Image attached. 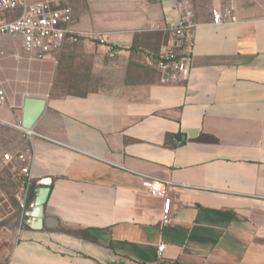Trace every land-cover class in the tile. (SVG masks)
Wrapping results in <instances>:
<instances>
[{"label":"crops","instance_id":"obj_1","mask_svg":"<svg viewBox=\"0 0 264 264\" xmlns=\"http://www.w3.org/2000/svg\"><path fill=\"white\" fill-rule=\"evenodd\" d=\"M55 2L115 52L67 43L31 60L23 101L47 106L35 134L19 129L33 185L18 226H3L12 238L0 264L155 263L160 243L168 264H264V0ZM231 5L236 21L214 23L213 10ZM186 11L194 56L182 78L166 80L157 58L175 39L150 27ZM46 179L36 230L30 211ZM155 179L172 197L170 225L160 223Z\"/></svg>","mask_w":264,"mask_h":264},{"label":"built area","instance_id":"obj_2","mask_svg":"<svg viewBox=\"0 0 264 264\" xmlns=\"http://www.w3.org/2000/svg\"><path fill=\"white\" fill-rule=\"evenodd\" d=\"M191 17L192 12L186 11L177 22L151 24L150 29L169 31L175 39V48L160 53L157 58V68L166 80H179L190 68L194 56L191 31L195 25ZM236 19L234 5L224 10H213V21L216 24L236 21ZM73 23L72 9L57 4L55 0H0V41L4 36L19 37L23 46L38 59L46 58L51 53L62 49L67 43L84 42L90 47L107 48L109 53L115 52L106 34L77 29ZM6 105L7 93L0 84V122H5L1 113ZM16 127L25 137L35 134L32 129H25L21 123ZM32 160L33 155L29 148L17 153L0 152V172L14 161L22 165L20 175L23 177V183L19 196L22 212H26L29 192L33 185ZM150 190L153 195L163 198L161 225H170L172 197L168 194L166 183L155 179L150 183ZM165 249L166 244L160 243L158 260L155 263L144 264H168L163 256Z\"/></svg>","mask_w":264,"mask_h":264},{"label":"rangeland","instance_id":"obj_3","mask_svg":"<svg viewBox=\"0 0 264 264\" xmlns=\"http://www.w3.org/2000/svg\"><path fill=\"white\" fill-rule=\"evenodd\" d=\"M49 56L43 60L36 58L32 52L23 46V42L19 37L6 36L0 43V84L6 90V108L11 112L1 113L2 116H6L11 120L10 123L0 122L1 153L6 151L16 153L18 150L24 149L27 144L26 138L16 127L22 117L25 94L23 90H32L33 88L30 73L33 71L34 66L32 67L31 60L40 62L46 60ZM20 168L21 164H13L0 172V260L6 254L5 250L1 248L2 239L5 241V245H9L8 242L10 243V236H7L9 230L4 227L6 224H9V226L11 224L12 227L16 228L19 221L15 217L22 213L18 199L23 183V177L19 174Z\"/></svg>","mask_w":264,"mask_h":264},{"label":"water","instance_id":"obj_4","mask_svg":"<svg viewBox=\"0 0 264 264\" xmlns=\"http://www.w3.org/2000/svg\"><path fill=\"white\" fill-rule=\"evenodd\" d=\"M47 106V99L35 96H25L23 101V111L21 117V125L25 129H33L37 121L44 113ZM51 179H46L45 185L38 189L35 199V205L30 215L29 225L36 230H40L44 226V206L49 197L51 190ZM118 264V263H112Z\"/></svg>","mask_w":264,"mask_h":264},{"label":"trees","instance_id":"obj_5","mask_svg":"<svg viewBox=\"0 0 264 264\" xmlns=\"http://www.w3.org/2000/svg\"><path fill=\"white\" fill-rule=\"evenodd\" d=\"M18 152V151H17ZM16 152V153H17ZM13 153V152H12ZM33 199V197L30 198V202L31 200ZM32 203V202H31ZM30 203V204H31ZM79 232L82 234V235H85V236H89V233H90V229L86 228V229H80Z\"/></svg>","mask_w":264,"mask_h":264}]
</instances>
